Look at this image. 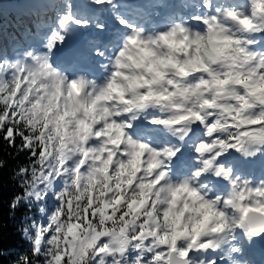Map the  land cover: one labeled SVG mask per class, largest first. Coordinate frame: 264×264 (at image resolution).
Listing matches in <instances>:
<instances>
[{"label": "snow or ice", "instance_id": "6c2138e0", "mask_svg": "<svg viewBox=\"0 0 264 264\" xmlns=\"http://www.w3.org/2000/svg\"><path fill=\"white\" fill-rule=\"evenodd\" d=\"M161 6L62 0L0 55V142L30 161L10 207L47 205L16 264H245L264 238V178L240 166L264 156V0L142 11ZM89 30L111 34L85 71Z\"/></svg>", "mask_w": 264, "mask_h": 264}, {"label": "trees", "instance_id": "16d2710c", "mask_svg": "<svg viewBox=\"0 0 264 264\" xmlns=\"http://www.w3.org/2000/svg\"><path fill=\"white\" fill-rule=\"evenodd\" d=\"M11 2L0 0V5ZM0 161L3 162L0 168V264H16L19 255L29 252L30 242L23 238V232L38 216L40 205L22 203L16 209L10 207L13 198L22 192L13 175L20 166L30 163L28 154L0 142Z\"/></svg>", "mask_w": 264, "mask_h": 264}, {"label": "bare ground", "instance_id": "6f19581e", "mask_svg": "<svg viewBox=\"0 0 264 264\" xmlns=\"http://www.w3.org/2000/svg\"><path fill=\"white\" fill-rule=\"evenodd\" d=\"M55 1L56 2L58 1V3L60 2L59 0H55ZM69 1H71V0H69ZM77 1H80V0H77ZM156 3L157 4H163L162 6H164L165 4H167L166 3V0H157ZM27 4H30L31 6L41 4V6H43L44 5V2L41 3L40 0H25V5L23 4V6H26ZM55 10H56L55 8L52 10V8L51 9L50 8L48 9V8H45L44 7L42 11H33V12L30 13V15H27L26 14L25 17H30V19H34L35 16H40V13L41 12H44V11H47L50 15H52V14H54ZM21 12H24V11H21ZM92 31L95 32V30H92Z\"/></svg>", "mask_w": 264, "mask_h": 264}, {"label": "rangeland", "instance_id": "374dc122", "mask_svg": "<svg viewBox=\"0 0 264 264\" xmlns=\"http://www.w3.org/2000/svg\"><path fill=\"white\" fill-rule=\"evenodd\" d=\"M3 25H4L5 27L8 26V24H6L5 22L3 23ZM2 33H4V30L2 31ZM43 205H44V204H43ZM44 207L47 208V205H44Z\"/></svg>", "mask_w": 264, "mask_h": 264}, {"label": "water", "instance_id": "95a60500", "mask_svg": "<svg viewBox=\"0 0 264 264\" xmlns=\"http://www.w3.org/2000/svg\"><path fill=\"white\" fill-rule=\"evenodd\" d=\"M262 244H264V238H259Z\"/></svg>", "mask_w": 264, "mask_h": 264}, {"label": "clouds", "instance_id": "9594fccd", "mask_svg": "<svg viewBox=\"0 0 264 264\" xmlns=\"http://www.w3.org/2000/svg\"><path fill=\"white\" fill-rule=\"evenodd\" d=\"M183 165V164H182Z\"/></svg>", "mask_w": 264, "mask_h": 264}]
</instances>
